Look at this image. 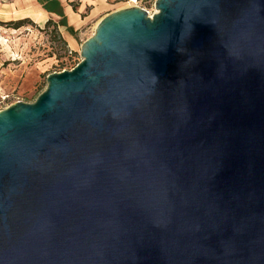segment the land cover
Here are the masks:
<instances>
[{"label": "water", "instance_id": "1", "mask_svg": "<svg viewBox=\"0 0 264 264\" xmlns=\"http://www.w3.org/2000/svg\"><path fill=\"white\" fill-rule=\"evenodd\" d=\"M155 7L0 110V264H264V0Z\"/></svg>", "mask_w": 264, "mask_h": 264}, {"label": "rangeland", "instance_id": "2", "mask_svg": "<svg viewBox=\"0 0 264 264\" xmlns=\"http://www.w3.org/2000/svg\"><path fill=\"white\" fill-rule=\"evenodd\" d=\"M11 1L0 0V110L17 101H35L46 88L49 73L75 67L82 59V44L104 17L77 31L73 28L75 33H71L61 18L39 25L17 12L11 13ZM138 1L150 14L156 11V0ZM127 6L122 3L113 11Z\"/></svg>", "mask_w": 264, "mask_h": 264}, {"label": "crops", "instance_id": "3", "mask_svg": "<svg viewBox=\"0 0 264 264\" xmlns=\"http://www.w3.org/2000/svg\"><path fill=\"white\" fill-rule=\"evenodd\" d=\"M66 16L67 26L73 27L76 31L89 24L91 21L102 18L113 11L124 0H58ZM8 9L11 13L17 12L22 17L32 19L35 23L46 24L49 20L62 18L57 13L48 11L40 0H13L9 3ZM12 15V14H11ZM66 26V25H65ZM71 40H75L70 35Z\"/></svg>", "mask_w": 264, "mask_h": 264}, {"label": "trees", "instance_id": "4", "mask_svg": "<svg viewBox=\"0 0 264 264\" xmlns=\"http://www.w3.org/2000/svg\"><path fill=\"white\" fill-rule=\"evenodd\" d=\"M43 3V6L51 12L57 13L58 15H61V21L64 25H67V20H66V16L63 13V8L60 5L58 0H40ZM52 20H49L47 22V24L51 23ZM56 25H58V22L56 23ZM69 30L71 31V33H75L73 27L68 26Z\"/></svg>", "mask_w": 264, "mask_h": 264}, {"label": "built area", "instance_id": "5", "mask_svg": "<svg viewBox=\"0 0 264 264\" xmlns=\"http://www.w3.org/2000/svg\"><path fill=\"white\" fill-rule=\"evenodd\" d=\"M124 3H127V5H138V6H141L142 8H144L141 4H140V2L138 1V0H124ZM148 11V10H147ZM149 12V11H148ZM149 14H150V12H149ZM150 15H152V14H150Z\"/></svg>", "mask_w": 264, "mask_h": 264}]
</instances>
